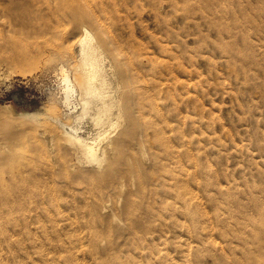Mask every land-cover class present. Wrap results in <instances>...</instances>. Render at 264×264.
I'll return each instance as SVG.
<instances>
[{"label":"rangeland","instance_id":"374dc122","mask_svg":"<svg viewBox=\"0 0 264 264\" xmlns=\"http://www.w3.org/2000/svg\"><path fill=\"white\" fill-rule=\"evenodd\" d=\"M19 1L0 264H264V0H77L76 27Z\"/></svg>","mask_w":264,"mask_h":264},{"label":"bare ground","instance_id":"6f19581e","mask_svg":"<svg viewBox=\"0 0 264 264\" xmlns=\"http://www.w3.org/2000/svg\"><path fill=\"white\" fill-rule=\"evenodd\" d=\"M26 1L27 0H20L18 3L15 4V7H19V6H22V4H26ZM28 1L30 2V4H32L33 0H28ZM37 1L45 2L46 6H47V8L49 10V12H48L49 15L48 14L44 15V13L41 10H36L37 13H43L42 16H41V14L38 15L37 16L38 18H46L47 17L48 19H51L52 17L55 18V17H59V16L62 17V18H65V19L71 18V21L65 22L63 27H66L67 25L71 26V27H76V23L81 22V20L86 22V23H88V24L92 23L90 20H87V19L83 20L80 17V15L78 13L79 7H78V4H77V0H56V3H55L56 6H55L54 9L51 6L50 0H37ZM29 7H31V6H29ZM20 17H21V15H20ZM90 37H91V35H90L89 31L86 30L85 31V39L90 38ZM85 47L87 49H91V50L95 49V46L92 44V39H91V42L89 41V43H87V45ZM129 113H130V111H129ZM50 136H52V135H49L47 138L49 139ZM130 136H132L131 132H129V134H128V137H130ZM75 139H77V138H75ZM50 141H51V139H50ZM106 141H107V139H106ZM97 143L96 144H92V145H86V147H85L86 158L88 159V161L90 163H92V164H94L96 166L102 164V162L105 160V152L102 151L101 147L99 145H97ZM50 144H51V142H50ZM50 144H48V145H50Z\"/></svg>","mask_w":264,"mask_h":264}]
</instances>
